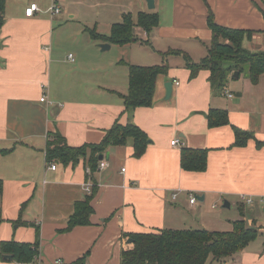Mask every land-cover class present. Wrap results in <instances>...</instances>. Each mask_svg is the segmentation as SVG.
I'll return each mask as SVG.
<instances>
[{"label": "crops", "instance_id": "crops-1", "mask_svg": "<svg viewBox=\"0 0 264 264\" xmlns=\"http://www.w3.org/2000/svg\"><path fill=\"white\" fill-rule=\"evenodd\" d=\"M154 1L152 11L146 0L138 5L133 0L112 2L123 7L136 4V16L139 12L159 15V25L151 32L135 27L141 40L137 43L151 44L156 62L142 64L151 55L147 60L143 56L142 60L132 57V62L120 58L107 65L98 63L93 71L99 76L91 90L90 80H72L70 72L63 70L61 51L53 45L54 20L61 19L64 6L73 0H47L46 4L29 0L17 10H10L8 2L9 17L0 31V178L4 181L0 241H39L40 253L36 261L20 263L7 258L10 254H3L0 247V264H120L125 233L218 231L204 223L205 203L215 209L216 201L224 199L232 206L231 199H238L244 219L246 214L264 213V74L253 83L245 64L247 77L242 79L240 72L234 82L230 74L234 67L227 70L225 86L218 88L208 69L192 76L189 66L209 54L210 12L221 26L251 31L243 47L264 52V0ZM53 2L61 12L54 17L51 13L47 21L43 14H48ZM31 3L40 9L28 17L25 12ZM115 23L120 22H112L110 29ZM86 27L97 30L96 24L85 25V31ZM97 42L110 44L109 49L115 45ZM127 63L167 66L156 78L151 105L126 107ZM122 69L126 70L124 86L116 88L114 77ZM168 82H172L170 96ZM43 95L45 101L40 100ZM212 109L227 110L229 124L211 126ZM116 122L132 123L146 132L148 145L142 156L134 155L133 139L128 137L124 144L103 152L104 168L98 164L92 170L83 158L75 164L51 162L57 168H49L46 147L51 132L59 131L68 145L79 147L102 142ZM235 127L251 134L245 144L236 143ZM176 138L181 141L178 146L171 144ZM184 148L208 149L206 168L184 169ZM86 183L92 184L90 193ZM191 195L197 197L195 203L190 202ZM244 195L254 201L248 203ZM87 197L94 208L90 223L67 230L76 203ZM250 226L264 235V225ZM232 259L238 264H264V252L246 246Z\"/></svg>", "mask_w": 264, "mask_h": 264}, {"label": "trees", "instance_id": "trees-1", "mask_svg": "<svg viewBox=\"0 0 264 264\" xmlns=\"http://www.w3.org/2000/svg\"><path fill=\"white\" fill-rule=\"evenodd\" d=\"M9 0H0V31L6 22L7 5ZM157 13L139 12L134 18L126 14L123 21L115 23L108 35L97 32L96 28L86 27L91 36L102 42H111L125 45L131 42L141 41L136 36L135 27L144 28L151 32L159 25ZM209 27L213 32V39L209 54L200 63H193L192 76L201 69L211 72L210 79L214 86L224 87L227 81L226 62L235 61L241 66L249 65V78L253 83H258L264 74V52H251L243 47L244 38L250 39L251 31L224 27L214 21L210 12ZM189 63V56L185 55ZM129 90L123 95L127 108L149 106L153 102L156 88V78L166 71V65L143 66L128 64ZM243 67V66H242ZM243 68L238 69L241 71ZM211 126L229 124L227 110L212 109L208 114ZM236 143L245 144V139L251 137L247 131L235 127ZM128 137H132L134 155L140 157L144 154L148 145V136L139 126L128 123L116 122L109 129L98 144H85L79 147L68 145L65 137L59 132H51L46 147V160L48 163L60 162L63 164L77 163L80 159H87L92 170L102 159L100 155L109 146L124 144ZM208 149L184 148L181 163L184 169L201 171L207 166ZM4 181L0 178V224L3 222L1 196ZM91 197L79 201L75 205L67 230L79 224H89L90 216L94 208L90 203ZM259 236L257 228L246 226L244 220L234 222L230 231H212L207 229H163L150 233H125L124 246L121 253L120 264H206L211 257L212 261L223 262L229 257L243 250L250 241ZM131 239L130 242L127 240ZM3 254L12 255L13 260L20 263L36 261L39 256V241L17 242L0 241ZM83 262V261H82Z\"/></svg>", "mask_w": 264, "mask_h": 264}, {"label": "rangeland", "instance_id": "rangeland-1", "mask_svg": "<svg viewBox=\"0 0 264 264\" xmlns=\"http://www.w3.org/2000/svg\"><path fill=\"white\" fill-rule=\"evenodd\" d=\"M29 0H9L10 10H17L19 6L24 5L25 2ZM40 4H46L47 0H37ZM113 0H73V3L70 5L67 4V7L64 6L62 13H60L61 19H55V30H54V48L56 51H61L62 57V67L63 70L67 73L70 72V78L72 80L76 78H80L84 83L89 81L87 84L88 89H92L95 80L98 78L99 74L97 71H93L98 63L109 64L113 60H118L120 58L131 61V58H141L143 56L147 60L148 58L152 59L145 61L146 65H150L151 63L156 62L154 57L155 54L151 49V44L144 43H131L124 46L114 45L112 49L101 52V47L96 46L99 45L97 41H95L90 34L84 30L85 25H89L93 27L95 24L97 25L98 32L109 34L110 26L112 22H122L123 16L125 14H132L133 12L136 17L137 5L142 0H133L135 1L134 6L123 7V4H114ZM21 4V5H20ZM69 5V7H68ZM155 9H149L152 11ZM48 14H43L45 20H51L50 15L51 12L47 11ZM57 15V14H55ZM53 15V17L55 16ZM59 16V15H58ZM9 17V10L6 13V19ZM56 18V17H55ZM0 45L2 42L0 41ZM52 45V46H53ZM94 49V50H93ZM72 54L74 56V61H72L69 56ZM72 56V57H73ZM132 62V61H131ZM151 62V63H150ZM231 63L230 68H236L234 71H230L232 81H238L235 78L236 72H241L242 79L247 77V71L245 64L242 66L235 62L229 61ZM230 63H225V66ZM243 68L241 71L238 69ZM74 71V72H73ZM126 70L122 69L117 72L116 77L117 82L115 84L116 88H122L124 86V78L126 77ZM102 76V73H101ZM232 206L223 207L224 199L219 202H214L217 204L215 209L211 208V205L207 203L204 204V212H201V215L204 216L205 225L210 229H216L218 231H230L234 227V222L238 220H244L247 226H250L251 223L254 226L260 227L264 225V213L257 216H250L246 214V218L244 219L242 213L238 208V199H231ZM202 203V202H200ZM255 218V221L252 218ZM203 222V220H202ZM260 225V226H259ZM263 241L264 235H261L252 241H250L247 245L248 250L263 251ZM230 261L226 264H238L232 257H229ZM206 264H212V258L210 257Z\"/></svg>", "mask_w": 264, "mask_h": 264}, {"label": "built area", "instance_id": "built-area-1", "mask_svg": "<svg viewBox=\"0 0 264 264\" xmlns=\"http://www.w3.org/2000/svg\"><path fill=\"white\" fill-rule=\"evenodd\" d=\"M39 9H40V7H39V5H38L37 3H31V5H30L29 7H27L25 13H26V15H27L28 17H31V16L34 15L35 11H38ZM48 10H49L53 15L58 14V13L61 12V8H60L55 2H53V3L49 6ZM72 56H73V55L70 54L69 57L73 59ZM45 99H46V96H45V95H43V96L40 98L41 101H45ZM171 144H172V145H175V146H178V145L181 144V141H180V139L176 138V139H174V140L171 141ZM106 166H107V161H105L104 159H102V160L100 161V163H99V168H104V167H106ZM49 168L55 170V169L57 168L56 163H50ZM124 170H125V169H123V171H124ZM91 187H92V184H90V183H86V184H85V189H86V191L89 192V193L91 192ZM173 196L175 197L176 194H174ZM243 198L246 199V201H247L248 203H252V202L254 201L253 198H251V197H247V196H245V195L243 196ZM196 200H197V197H196V196H194V195H191V196H190V202H191V203H195Z\"/></svg>", "mask_w": 264, "mask_h": 264}, {"label": "water", "instance_id": "water-1", "mask_svg": "<svg viewBox=\"0 0 264 264\" xmlns=\"http://www.w3.org/2000/svg\"><path fill=\"white\" fill-rule=\"evenodd\" d=\"M146 1H147V5H148L149 9L155 8V1L154 0H146ZM99 46L101 47L102 50H106V49L110 48V44H108V43H100ZM238 76H239V72H236L235 77H238ZM166 88H167V95L170 96L171 89H172V82H168L166 85ZM107 156H108V154H107ZM99 158L103 159L104 158L103 154L100 155ZM224 207H230V203L228 201H225ZM130 241H131V239H129V242ZM6 257L11 259L12 255H6Z\"/></svg>", "mask_w": 264, "mask_h": 264}]
</instances>
